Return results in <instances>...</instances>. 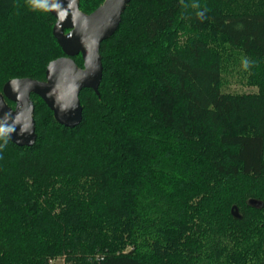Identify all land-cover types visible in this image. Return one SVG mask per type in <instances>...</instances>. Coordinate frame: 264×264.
I'll use <instances>...</instances> for the list:
<instances>
[{
  "label": "trees",
  "instance_id": "1",
  "mask_svg": "<svg viewBox=\"0 0 264 264\" xmlns=\"http://www.w3.org/2000/svg\"><path fill=\"white\" fill-rule=\"evenodd\" d=\"M48 2L0 0V92L64 56ZM101 55L79 126L0 130V264H264V0H132Z\"/></svg>",
  "mask_w": 264,
  "mask_h": 264
},
{
  "label": "water",
  "instance_id": "2",
  "mask_svg": "<svg viewBox=\"0 0 264 264\" xmlns=\"http://www.w3.org/2000/svg\"><path fill=\"white\" fill-rule=\"evenodd\" d=\"M131 1L104 0L93 13L85 14L80 9L81 0H49V12L56 18L53 36L64 56L48 65L44 81L23 78L4 85L0 92V130L7 139L19 147H32L36 143L32 95L45 102L58 124L67 128L81 124L80 93L90 89L100 95L104 70L101 47L119 29ZM79 55L83 67L74 60Z\"/></svg>",
  "mask_w": 264,
  "mask_h": 264
},
{
  "label": "rangeland",
  "instance_id": "3",
  "mask_svg": "<svg viewBox=\"0 0 264 264\" xmlns=\"http://www.w3.org/2000/svg\"><path fill=\"white\" fill-rule=\"evenodd\" d=\"M226 86H224V92L231 93H240V94H251L257 93L258 88L248 86L244 80H240L239 78H233L232 76H225ZM52 264H68L67 259L65 257L57 258L56 261Z\"/></svg>",
  "mask_w": 264,
  "mask_h": 264
},
{
  "label": "built area",
  "instance_id": "4",
  "mask_svg": "<svg viewBox=\"0 0 264 264\" xmlns=\"http://www.w3.org/2000/svg\"><path fill=\"white\" fill-rule=\"evenodd\" d=\"M98 258L100 259V257L98 256ZM56 261V259H52L50 260V264L54 263Z\"/></svg>",
  "mask_w": 264,
  "mask_h": 264
},
{
  "label": "flooded vegetation",
  "instance_id": "5",
  "mask_svg": "<svg viewBox=\"0 0 264 264\" xmlns=\"http://www.w3.org/2000/svg\"><path fill=\"white\" fill-rule=\"evenodd\" d=\"M9 102H10V101H8V104H9ZM11 107L14 108V107H15V104H14L13 106H11Z\"/></svg>",
  "mask_w": 264,
  "mask_h": 264
}]
</instances>
